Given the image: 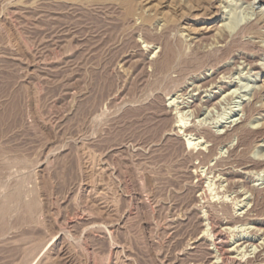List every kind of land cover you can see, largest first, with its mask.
Returning a JSON list of instances; mask_svg holds the SVG:
<instances>
[{"label":"rangeland","instance_id":"1","mask_svg":"<svg viewBox=\"0 0 264 264\" xmlns=\"http://www.w3.org/2000/svg\"><path fill=\"white\" fill-rule=\"evenodd\" d=\"M180 1L192 9H175L179 0H0V264H175L186 249L200 194L190 191L187 171L199 160L188 157L190 136L166 134L179 125L175 108L199 94L192 78L218 65L227 92L196 118L184 109L186 126L194 118L220 131L240 116L264 80V26L241 28L264 16V3L218 0L217 25L230 40L204 53L221 36L214 31L189 53L215 9L211 0ZM194 15L203 21L190 22ZM144 16L157 37L169 21L166 34L186 54L169 76L186 71V85L162 81L160 65L152 70L142 57L135 23ZM163 58L176 61L168 51ZM209 88L200 96H211ZM253 146L247 155L264 153V144ZM218 149L225 156L227 145ZM262 171L253 184L264 185ZM216 183L204 181L205 197L217 196ZM239 201L236 210L246 203Z\"/></svg>","mask_w":264,"mask_h":264},{"label":"bare ground","instance_id":"2","mask_svg":"<svg viewBox=\"0 0 264 264\" xmlns=\"http://www.w3.org/2000/svg\"><path fill=\"white\" fill-rule=\"evenodd\" d=\"M258 1L264 3V0ZM211 2L215 13L208 19H204L199 15L187 17L190 22H195V24H197L196 21L198 20L203 21L204 19L206 21L205 25L194 33L193 38H190L189 53L200 49L201 42L209 39L214 31L219 32L221 36L217 43L214 46L209 45L210 47L206 48L204 53H211L223 48L230 40L224 34V29L217 25V20L221 19L220 9L217 5L218 0H211ZM175 6V9L187 12L192 9L190 5L182 4L180 0ZM138 20L139 22L135 23V25L143 33V45H141L144 49L142 57H145L144 53L146 56H150L148 65L152 70H155L154 68L158 64L160 65L159 72L162 81L169 80L170 82L183 83L184 80L188 79L186 71H180L179 76L175 79L169 76L171 68L177 67L178 63L176 62L186 56L177 47V43H179L177 37L166 34L172 28L169 25V21L163 24V34L157 37L149 26V18L147 16L140 17ZM185 20L186 17L182 21ZM263 26L264 16L262 15L243 26L241 31L259 30ZM215 35L217 34H213V36ZM156 37L161 41H158V44L154 43L157 40ZM236 37L238 38L239 36ZM154 45H157V47H154ZM166 51L174 55L176 59L174 65H171L169 60L163 58ZM243 59L250 62L247 57ZM208 60L211 59L208 58ZM208 64H210L209 61ZM209 71L211 72L210 74L208 72L199 73L200 75L192 78L193 82L197 83L196 86L193 85L195 87L192 90L199 92V94L198 96H195L196 94L190 95V100L185 105L175 108L174 111H176L175 114L178 117L176 124L179 125H172L170 132L166 134V137H172L177 140L181 139L182 136L186 138L190 136L191 139L196 136L195 140L197 142L195 141V143H191L189 137L187 139V147L190 149L188 157L189 159L199 160L198 163H191L190 161L187 171V178L190 181L192 180L190 191L195 194L200 193L192 199V205L189 210V215L193 218V223L196 225L195 231L188 235L186 249L179 254L176 253L175 264H264V217L262 214L260 215L258 210L260 201L263 200L264 185L263 183L253 184L254 173L257 176L260 170L264 171V153L259 156L256 155L257 157L247 155L249 148L253 145V148H260L264 144V80L260 87L258 86V88L254 89L250 100L242 103L240 116L230 121L229 125L221 126L220 131H214L211 127L200 125L197 120L193 121L204 108L216 107L221 93H225L228 90V85L219 77L220 74L224 73L225 65L211 67ZM207 87H210L211 93L209 94L211 96H200L202 93L207 92L203 91L204 88H206L204 90H208ZM157 90L159 89L156 88L152 91L155 93ZM225 95L227 96V94H224V97ZM173 101L170 102L172 103ZM169 105L164 108V113L171 116ZM184 109H188V113L190 112L194 117L192 123L188 126H186L187 123L184 121V116H187V112ZM258 143L262 144L258 145ZM223 144L227 145V153L225 156H219L217 151ZM199 145L204 146V151L199 150L195 153L194 149ZM209 178L218 183V189L222 188L217 191L218 193L216 192L217 196H204L203 184ZM228 193L234 194L231 201L227 200L229 197ZM243 196L244 200H246L243 206L244 209L236 210L235 206H237V202L242 200L239 201V198ZM173 221L178 226L185 222L183 219H176V221L173 219ZM240 227H243V230L237 231ZM248 248H251L252 251Z\"/></svg>","mask_w":264,"mask_h":264}]
</instances>
